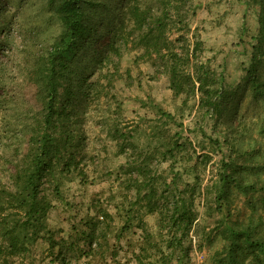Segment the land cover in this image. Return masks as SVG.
<instances>
[{
    "label": "rangeland",
    "instance_id": "1",
    "mask_svg": "<svg viewBox=\"0 0 264 264\" xmlns=\"http://www.w3.org/2000/svg\"><path fill=\"white\" fill-rule=\"evenodd\" d=\"M104 1L107 6L98 9V30L93 40L76 56L77 70L84 75L93 72L91 61L99 56L101 41L114 24L113 6L119 0ZM195 1L196 15L190 19V26H197L204 42L200 59L216 74L222 70L223 85L234 95L222 115L206 114L197 105V97L186 104L182 95L173 97L158 66L140 59L135 62L136 52L126 49L119 60L114 88L109 89V96L114 94L112 103L106 102L104 90L99 96L92 93L87 100L76 96L71 119L74 128L85 133L86 154L79 167L86 172V180L81 181L78 176L65 180L64 198L52 200L54 206L47 219L53 239L66 240L60 244L70 264H162L156 247L166 249L168 236L173 233L166 223L171 214H177L181 197L187 203L188 192L182 188L191 187L195 177L198 183L194 190L201 193L193 197L195 219L183 238V247H189L183 257L186 264H214L212 253L224 243L216 223L225 209H229L230 219L246 222L251 217L264 229V205L258 193L244 195L232 183V194L221 212L214 208V193L205 191L217 180L223 161H232L244 181L257 187L264 184V101L254 98L250 87L245 86L246 69L254 62L251 44L257 43L253 38L257 34V6H246L244 0ZM59 2L0 0V184L6 187H11L10 174L24 151L27 125L40 111V101L26 73L32 69V62L35 66L46 59L59 39L62 25L55 15ZM254 65L255 76L264 83V58ZM127 70L131 74L129 85L124 83ZM143 99H151L172 118L156 113L153 107L143 104ZM115 101L120 107L116 114ZM114 123L133 137L137 150L128 149L130 156L118 152L110 137L108 131ZM172 137H176L178 146L165 151ZM146 154L150 155L147 165L155 189V205L162 206L168 214L163 227L158 208L148 212L146 199L139 198L132 186L134 179L142 177L134 171L128 178L120 168L135 155L141 159ZM145 191L144 187L140 194ZM249 196L252 204L246 200ZM94 203L110 216L97 213ZM86 218L92 225L73 227L72 222L80 224ZM69 233L73 250L66 249ZM142 246L145 249L138 250ZM47 251V242L39 238L11 264H51ZM81 251L85 254L76 261L73 256ZM136 252L140 253V260H135ZM175 258L170 264L176 263Z\"/></svg>",
    "mask_w": 264,
    "mask_h": 264
},
{
    "label": "trees",
    "instance_id": "2",
    "mask_svg": "<svg viewBox=\"0 0 264 264\" xmlns=\"http://www.w3.org/2000/svg\"><path fill=\"white\" fill-rule=\"evenodd\" d=\"M53 1L48 0V3ZM244 2L246 6H257V34L253 36L257 43L251 44V58L254 62L246 69L245 86L250 87L254 98L264 101V83L255 76L254 65L255 61L264 58V0ZM197 4L198 1L195 0L117 1L113 6L114 24L101 41L99 56L91 61L93 72L84 75L77 70L76 56L79 50L93 40L98 30V9L105 8L107 3L104 0H60L55 9L56 18L62 25L59 39L46 59L35 66L32 62V69L26 73V78L33 83L36 98L40 101V111L32 123L27 125L29 130H26L24 151L10 174L11 187L0 184V264H11L14 257L26 253L29 245L39 238H44L47 242L51 264H70V261H66L60 244H65L66 240L53 239L47 227V219L54 206L52 200L64 198L65 180L72 176H78L81 181L84 178L86 180V172L79 166L84 161L87 144L84 131L75 129L71 119L75 109L73 100L76 96H83L87 100L92 93L99 96L101 90H104L106 102L112 103L114 94L109 96V89L114 88V80L119 76V60L123 50L135 51V62L140 59L156 64L160 73L165 75L172 96L182 95L185 104L189 99L197 97V105L206 114L220 116L227 109L234 92L224 87L222 70L216 74L209 64L200 59L204 42L197 26L193 29L190 26V19L196 15ZM173 33H176L174 38L171 36ZM125 75L124 83L129 85L131 74L127 70ZM91 78L93 79L89 81ZM146 103L156 113L172 118L171 114L154 105L151 99H143V104ZM119 109V103L115 101L114 113ZM108 132L118 152L137 150L132 135L122 132L117 128V123L112 124ZM177 146L176 137H172L164 150L171 152ZM128 154L130 156L131 152ZM203 156L207 160L208 156ZM136 157L135 155L126 166L120 168L128 174V178L134 171L142 177L134 179L132 186L139 198L146 199L148 212L158 208L156 210L163 227L168 214L162 206L155 205V189L147 165L150 155L146 154L141 159ZM240 173L232 161H223L217 180L205 187L207 194L214 193V208L221 212L224 210L228 195L232 194V183L244 195L248 192L258 193V198L264 205V184L257 187L251 181L246 182ZM197 183L195 177L191 187L182 188L188 192L187 203L181 197L177 214H171L170 219L167 218L169 221L166 224L173 229V233L168 236L165 250L160 246L156 247L162 264H170L175 257V264H186L183 257L187 255L189 247H183V238L195 219L191 205L193 197L201 193L194 190ZM144 187L146 191L140 194ZM246 200L248 204H252L251 196ZM94 205L96 207L95 203ZM96 208L97 213L110 216L102 207ZM228 214L229 209H225L216 223L217 227L220 226L219 234L224 243L219 251L212 253L214 264H264V229L258 227L251 217L244 222L242 219H230ZM72 225L76 229V226L92 224L86 218L84 222H72ZM209 233H205L206 239ZM78 234L81 237V232ZM71 236V233L67 236L70 240L67 250L74 247ZM147 244L156 246L153 243ZM142 249L145 247L138 248ZM80 254L85 253L81 251L73 258L78 261ZM135 254V260H140V253ZM116 264L119 263L116 261Z\"/></svg>",
    "mask_w": 264,
    "mask_h": 264
}]
</instances>
